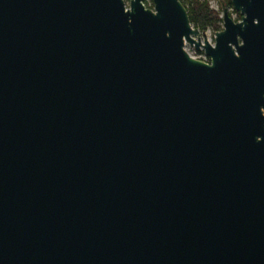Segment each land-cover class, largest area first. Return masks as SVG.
Here are the masks:
<instances>
[{
	"label": "water",
	"instance_id": "1",
	"mask_svg": "<svg viewBox=\"0 0 264 264\" xmlns=\"http://www.w3.org/2000/svg\"><path fill=\"white\" fill-rule=\"evenodd\" d=\"M231 3L211 45L180 0H0V264H264V0Z\"/></svg>",
	"mask_w": 264,
	"mask_h": 264
},
{
	"label": "trees",
	"instance_id": "2",
	"mask_svg": "<svg viewBox=\"0 0 264 264\" xmlns=\"http://www.w3.org/2000/svg\"><path fill=\"white\" fill-rule=\"evenodd\" d=\"M180 1L185 7L189 21L194 28H198L201 32H205L207 29H211L214 32L222 30L220 26L222 18L217 11L210 8L207 0H188V2H185L184 0ZM218 1H220L223 8L232 6L231 0ZM233 12L236 13L235 10H233Z\"/></svg>",
	"mask_w": 264,
	"mask_h": 264
},
{
	"label": "rangeland",
	"instance_id": "3",
	"mask_svg": "<svg viewBox=\"0 0 264 264\" xmlns=\"http://www.w3.org/2000/svg\"><path fill=\"white\" fill-rule=\"evenodd\" d=\"M185 2H188V0H184ZM208 4L210 6V8L212 10H215L219 13V16L222 18L223 17V12L224 10H227L228 14L230 15L231 19L234 22H239L241 20V16L236 12H233V6L231 7H226L223 8V6L221 5L220 1L218 0H207ZM126 7L129 6V0H124ZM144 6L148 9H153V4H152V0H142ZM221 28H222V23L220 24ZM215 33L213 30L211 29H207L205 31V37L206 40L211 44L214 45V36ZM184 50L186 51V53H188V55L196 60H200L203 62H208V58L205 56V53L203 50L200 51H195L193 47H190L188 44H185L184 46Z\"/></svg>",
	"mask_w": 264,
	"mask_h": 264
}]
</instances>
